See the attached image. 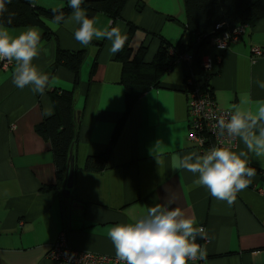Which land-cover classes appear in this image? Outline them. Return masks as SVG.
<instances>
[{
	"label": "crops",
	"instance_id": "obj_1",
	"mask_svg": "<svg viewBox=\"0 0 264 264\" xmlns=\"http://www.w3.org/2000/svg\"><path fill=\"white\" fill-rule=\"evenodd\" d=\"M47 2L46 8L58 6V2ZM71 16L58 27L43 22L54 34L51 39H56V47L86 50L80 82L74 83L62 66L51 68L56 49L51 39L41 40L40 55L33 60L50 78L43 95L33 93L30 86L19 89L12 83L15 62L8 70L0 68V264H56L46 253L60 233L72 249L114 256L110 228L133 222L149 207L169 199L204 228L206 236L196 240L206 250L202 264H264V158L249 153L256 175L231 206L195 184L198 174L174 171L170 165L173 153L183 156L195 151L187 139L185 87L192 77L200 76V60L182 61L162 73L159 86L146 91L115 130L125 109L121 64L110 52L112 42L107 39H94L100 46L81 45L75 39L78 25ZM96 19L101 29L110 22L125 33L128 22L137 26L131 46L134 52L141 44L147 46L148 62L157 50L158 37L170 44L189 37L183 30V0H128L121 19ZM26 28L8 30L18 35ZM263 38L264 19L251 35L247 30L223 49L208 46L221 56L218 70L208 79L219 107L229 110L247 99L246 106L255 110V102L264 100V88L257 84L264 82ZM260 48L262 54L254 56V49ZM93 61L96 67L90 77ZM62 89L74 91L78 116L69 198L61 196L62 187L59 193L40 190L55 183L56 170L50 145L34 131L53 112L48 93ZM233 150L247 149L238 138ZM106 152L104 167L96 169Z\"/></svg>",
	"mask_w": 264,
	"mask_h": 264
},
{
	"label": "clouds",
	"instance_id": "obj_2",
	"mask_svg": "<svg viewBox=\"0 0 264 264\" xmlns=\"http://www.w3.org/2000/svg\"><path fill=\"white\" fill-rule=\"evenodd\" d=\"M73 10L71 21L78 27L75 39L87 47L93 39L111 41L110 52H121L127 42V34L119 26L103 29L97 27V19L90 18L82 8L84 0H67ZM11 0H0V61L15 62L12 83L19 89L30 86L33 93L44 94L49 85V75L42 72L33 60L40 55L41 32L29 26L18 35H13L4 26V13ZM53 19L48 23L58 27L65 19L60 9H52ZM14 13L6 19L11 24ZM260 88L264 82L257 81ZM247 99L233 106L217 123L218 135L224 138L220 146H212L203 154L191 152L181 156L171 155L172 170L184 169L196 175L194 183L206 187L212 197L226 201L231 206L237 195L245 190L256 175V168L250 166L251 157L264 158V100L255 102V110L247 107ZM239 138L246 151H234L233 141ZM227 141V142H224ZM174 200L156 204L147 209L133 222L112 226L108 236L115 249L117 264H193L206 257V250L196 242L197 237L206 236L203 227L196 226V218L186 215L184 210L172 205ZM67 254V253H66ZM71 259V256H69Z\"/></svg>",
	"mask_w": 264,
	"mask_h": 264
},
{
	"label": "trees",
	"instance_id": "obj_3",
	"mask_svg": "<svg viewBox=\"0 0 264 264\" xmlns=\"http://www.w3.org/2000/svg\"><path fill=\"white\" fill-rule=\"evenodd\" d=\"M64 1H66L65 6L56 8L62 10L65 16L61 24L73 11L68 6L67 0ZM127 2L128 0H84L81 7L87 10L90 18L103 16L113 21L121 19ZM183 5L185 9L183 30L189 37L185 40L182 37L175 44H170L158 37L159 44L150 62L145 58L147 46L141 44L135 52L132 49L133 35L138 27L130 22L127 23V42L123 50L115 54V58L121 64L119 82L123 86L125 100V109L115 130H118L125 122L133 104L146 91L159 86L162 73L173 70L182 61L185 63L191 60L199 62V57L208 46L218 49L211 45V40L221 32H232L237 26L247 25L248 35H251L258 23L264 19V0H183ZM7 8L8 12L4 13V26L7 28L37 26L43 29L41 40L51 39V36H54L43 22L53 19L52 9L54 8L38 7L35 0H11ZM9 13L15 14L10 25L6 23ZM91 44L100 46V43L95 42L94 39ZM185 54L188 58L182 59ZM85 55V49L68 50L57 46L50 66L52 69L56 66L64 67L72 74L74 83L80 82V69ZM210 55L221 59V56L215 53ZM219 64V61L215 62L208 75H203L201 72L200 76H195L193 84L185 87L186 94L196 83L205 84V78H211L212 73L218 70ZM95 67L96 62L93 61L90 77L94 74ZM206 90L212 93L208 82H206ZM48 94L53 112L35 125L34 131L50 145L56 170V181L53 185H43L40 190L44 192L54 190L59 193L68 173V152L70 147H73L77 136L78 116L74 108V91L53 90ZM114 138L115 135L112 140ZM107 154L108 152L101 156L98 164L94 166L96 169L101 170L104 167ZM90 159L91 157L87 161L89 162Z\"/></svg>",
	"mask_w": 264,
	"mask_h": 264
},
{
	"label": "built area",
	"instance_id": "obj_4",
	"mask_svg": "<svg viewBox=\"0 0 264 264\" xmlns=\"http://www.w3.org/2000/svg\"><path fill=\"white\" fill-rule=\"evenodd\" d=\"M247 30V25H240L234 28L232 32H221L212 38L211 45L218 49L224 48L228 43L234 42L242 36L244 37ZM262 52L261 48L258 50L254 49L253 51L254 56L261 55ZM184 56L182 59L188 58ZM217 61L220 62V58L210 54L201 57L200 66L203 75H208V72L212 70ZM11 66L12 63L9 64L6 60L0 61V68L2 70H8ZM193 79L194 78L192 77L188 80V85L186 86L192 85ZM206 82L209 83L207 78H205V84L198 82L187 92V139L193 145V149L200 154H203L212 146L221 145L224 138L218 135L216 126L219 118L224 116L228 110L218 106L212 93L206 90ZM237 140L238 138L233 141L235 147L237 145ZM261 177L264 180V172L261 173ZM257 190H261V188H258ZM19 224L20 226L23 225L22 222ZM69 256H71V259H69ZM46 257L54 261L56 264H117L115 255L110 256L70 248L65 240L64 233H60L57 239L50 245ZM203 260L197 261L202 264Z\"/></svg>",
	"mask_w": 264,
	"mask_h": 264
},
{
	"label": "water",
	"instance_id": "obj_5",
	"mask_svg": "<svg viewBox=\"0 0 264 264\" xmlns=\"http://www.w3.org/2000/svg\"><path fill=\"white\" fill-rule=\"evenodd\" d=\"M140 5H141V3H140ZM72 149H73V147H70L69 152H68V173H67V177H66L65 183L63 185V190L61 192V196L64 197V198H69V189L72 186L73 162H74Z\"/></svg>",
	"mask_w": 264,
	"mask_h": 264
},
{
	"label": "rangeland",
	"instance_id": "obj_6",
	"mask_svg": "<svg viewBox=\"0 0 264 264\" xmlns=\"http://www.w3.org/2000/svg\"><path fill=\"white\" fill-rule=\"evenodd\" d=\"M49 1L58 2V6H55V7H52V8H58L59 7V4H60V6L61 5L62 6H65V3H66V1H64V0H49ZM35 3L37 4L38 7H44V6H45L44 8L48 7L47 0H35ZM37 28L39 29L40 32L43 31V29L41 27H37ZM51 41H54V45H56V42H55L54 39H51ZM263 41H264V38H263ZM44 43H45V41H44ZM211 53H213V52H210V48L208 47L207 49H205V52H204V55L203 56L209 55ZM185 55L186 56H184V57H188L187 54H185ZM89 59L90 58H87V60H89ZM83 66H84V63L82 64L81 71H83V69H85Z\"/></svg>",
	"mask_w": 264,
	"mask_h": 264
}]
</instances>
